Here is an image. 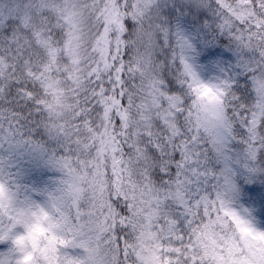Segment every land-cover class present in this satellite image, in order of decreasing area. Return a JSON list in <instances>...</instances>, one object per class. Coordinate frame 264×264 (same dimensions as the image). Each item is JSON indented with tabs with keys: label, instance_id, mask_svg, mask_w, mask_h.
Here are the masks:
<instances>
[{
	"label": "snow or ice",
	"instance_id": "obj_1",
	"mask_svg": "<svg viewBox=\"0 0 264 264\" xmlns=\"http://www.w3.org/2000/svg\"><path fill=\"white\" fill-rule=\"evenodd\" d=\"M0 264H264V0H0Z\"/></svg>",
	"mask_w": 264,
	"mask_h": 264
},
{
	"label": "clouds",
	"instance_id": "obj_2",
	"mask_svg": "<svg viewBox=\"0 0 264 264\" xmlns=\"http://www.w3.org/2000/svg\"><path fill=\"white\" fill-rule=\"evenodd\" d=\"M233 167H237V165L235 164V162H233V165H232Z\"/></svg>",
	"mask_w": 264,
	"mask_h": 264
}]
</instances>
